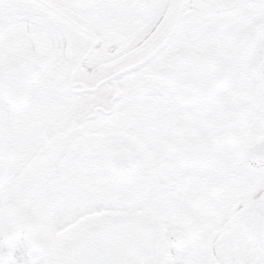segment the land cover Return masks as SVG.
Wrapping results in <instances>:
<instances>
[{
    "label": "snow or ice",
    "instance_id": "1",
    "mask_svg": "<svg viewBox=\"0 0 264 264\" xmlns=\"http://www.w3.org/2000/svg\"><path fill=\"white\" fill-rule=\"evenodd\" d=\"M264 264V0H0V261Z\"/></svg>",
    "mask_w": 264,
    "mask_h": 264
},
{
    "label": "flooded vegetation",
    "instance_id": "2",
    "mask_svg": "<svg viewBox=\"0 0 264 264\" xmlns=\"http://www.w3.org/2000/svg\"><path fill=\"white\" fill-rule=\"evenodd\" d=\"M18 246H22L21 245V241L18 239L17 241L14 242V246H13V252H12V255L11 257H6L3 261H0V264H17L16 261H14L15 257V253H16V249ZM24 250V249H23ZM25 251V250H24ZM25 254V257H23L24 260L28 261L27 259V256H26V253ZM22 256H23V253H22ZM26 261H23L24 264H26ZM37 261H38V258L35 259V260H32L30 262H34L33 264H37Z\"/></svg>",
    "mask_w": 264,
    "mask_h": 264
},
{
    "label": "rangeland",
    "instance_id": "3",
    "mask_svg": "<svg viewBox=\"0 0 264 264\" xmlns=\"http://www.w3.org/2000/svg\"><path fill=\"white\" fill-rule=\"evenodd\" d=\"M22 253H23V256H22ZM24 253H25V251L23 250V247L22 246H18L17 249H16V253L14 255V257H15L14 261H16L17 264H24L23 261H26V260L23 259V257H25ZM27 257H28L27 258L28 261H26V264H33L34 262H30V261L37 259L39 256H32V257L27 256Z\"/></svg>",
    "mask_w": 264,
    "mask_h": 264
},
{
    "label": "water",
    "instance_id": "4",
    "mask_svg": "<svg viewBox=\"0 0 264 264\" xmlns=\"http://www.w3.org/2000/svg\"><path fill=\"white\" fill-rule=\"evenodd\" d=\"M25 241H26L27 245L30 247L31 251H32L34 254H38V252H36V251L32 248L31 244H30L27 240H25Z\"/></svg>",
    "mask_w": 264,
    "mask_h": 264
},
{
    "label": "bare ground",
    "instance_id": "5",
    "mask_svg": "<svg viewBox=\"0 0 264 264\" xmlns=\"http://www.w3.org/2000/svg\"><path fill=\"white\" fill-rule=\"evenodd\" d=\"M26 251H27V254H28L27 256L32 257V255H31V253H30V249H29V247H27V246H26Z\"/></svg>",
    "mask_w": 264,
    "mask_h": 264
}]
</instances>
